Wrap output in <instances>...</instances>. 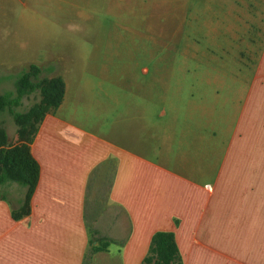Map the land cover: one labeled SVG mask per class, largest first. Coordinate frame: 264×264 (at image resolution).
Segmentation results:
<instances>
[{"label": "crops", "instance_id": "crops-1", "mask_svg": "<svg viewBox=\"0 0 264 264\" xmlns=\"http://www.w3.org/2000/svg\"><path fill=\"white\" fill-rule=\"evenodd\" d=\"M157 1L147 22L190 15ZM194 1L193 65L173 62L164 23L143 57L94 49L71 68L34 63L35 32L3 36L1 67L52 69L64 94L30 145L29 214L12 218L25 188L0 186V264H141L157 232L181 264H264V0Z\"/></svg>", "mask_w": 264, "mask_h": 264}, {"label": "rangeland", "instance_id": "rangeland-1", "mask_svg": "<svg viewBox=\"0 0 264 264\" xmlns=\"http://www.w3.org/2000/svg\"><path fill=\"white\" fill-rule=\"evenodd\" d=\"M188 1L190 15L184 16L185 20L178 21L179 27L172 30L171 22L146 21L147 4H156L157 0H0V51L3 42H8L3 37L7 33L35 32L40 35L41 43L36 47L34 63L49 64L58 59L62 67L68 65L71 68L82 63L94 49L96 53L116 54V62L129 63V53L136 51L138 57H143L144 49L151 45L152 40L146 37V32L156 30L164 23L169 32L166 44L174 49L171 50L173 62L193 65L197 63V3ZM170 8L169 16L182 17L177 14L181 12L179 7ZM27 64H30L29 60L17 66H0V94L14 92V81L27 69ZM51 75L54 74L43 76ZM39 100V93L34 92L22 99L16 111L25 112ZM0 126L12 142L16 127L6 112L0 113ZM96 260L117 264L106 255L98 256Z\"/></svg>", "mask_w": 264, "mask_h": 264}, {"label": "trees", "instance_id": "trees-1", "mask_svg": "<svg viewBox=\"0 0 264 264\" xmlns=\"http://www.w3.org/2000/svg\"><path fill=\"white\" fill-rule=\"evenodd\" d=\"M52 69L44 70L28 65L14 81V92L0 94V113L6 112L16 127V144L8 142L7 133L0 126V186L16 183L25 188L20 207L12 212L14 220L29 214L30 200L39 178V165L30 150L45 115L54 111L63 98L64 82L61 77L46 78ZM38 92L40 100L25 112H18L24 97ZM141 264H181L172 233L157 232L151 240L147 255Z\"/></svg>", "mask_w": 264, "mask_h": 264}]
</instances>
